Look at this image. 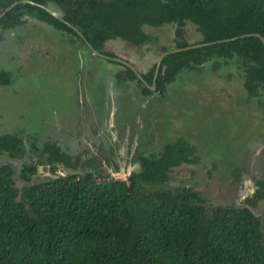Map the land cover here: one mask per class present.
<instances>
[{"label":"trees","instance_id":"trees-1","mask_svg":"<svg viewBox=\"0 0 264 264\" xmlns=\"http://www.w3.org/2000/svg\"><path fill=\"white\" fill-rule=\"evenodd\" d=\"M32 1L0 0V14L16 3L0 16V42L37 21L70 34L104 59L121 56L110 46L118 39L159 55L198 44L164 55L157 78L162 96L185 74L192 80L196 71L203 81L211 77V94L215 85H236L248 98L238 105L258 107L250 117L264 107V0ZM112 61L125 67L118 71L120 78H138L128 64ZM156 66L142 74L149 83ZM11 80V70L0 65V83ZM220 90L225 97L227 92ZM152 92L144 85L146 96ZM30 145L21 133L0 135V157L30 158L17 169L0 164V264H264V210L259 211L264 177L253 176L255 192L241 201L213 202L184 181L171 188L177 166L201 160L190 138L141 154V169L127 178L112 176L96 156L81 162L57 142ZM101 152L106 156L105 148ZM79 164L81 172L76 171ZM42 166L50 176L35 178ZM229 171L243 180L241 166L228 165Z\"/></svg>","mask_w":264,"mask_h":264},{"label":"rangeland","instance_id":"rangeland-1","mask_svg":"<svg viewBox=\"0 0 264 264\" xmlns=\"http://www.w3.org/2000/svg\"><path fill=\"white\" fill-rule=\"evenodd\" d=\"M167 27L170 29V25ZM190 35L192 40L199 38L194 27ZM110 42L114 51L129 59L139 72L148 73L160 57L156 49H135L119 39ZM0 65L12 72L10 84L0 83V135L21 133L29 148L34 141L50 139L63 140L68 150L79 151L74 157L90 151L82 149L80 152L78 145L83 131L88 130L79 114L82 108L87 110L90 100L88 91L80 92L76 87L78 80L75 79L88 74L84 75L83 89L98 86L89 90L90 99L98 103L92 107L93 114L104 119L109 115L105 108L107 101L111 100L118 105V118L122 122L130 108L135 109L129 121L132 127L138 132L148 130L146 141L137 146L143 151L157 149L161 152L165 143L179 137L195 141L201 160L197 164L177 166L172 172L171 188L184 181L197 186L213 202H231L236 197L241 201L255 192L253 176L264 177V107L261 113L250 117L248 114L258 107L256 104H252L254 108L240 107L238 102L248 101V98L236 85L228 88L219 85V89L215 85V94H211L208 86L211 77L203 81L192 71V80H186L190 75L185 74L187 78L178 79L166 96L143 97L135 83L131 82L127 88L118 80V71L125 67L96 57L89 48L73 41L70 34L37 21L21 26L13 39L0 42ZM221 77L225 79L224 75ZM220 89L227 92L226 99ZM68 122L71 123L69 129H63ZM233 164L243 168L242 181L227 172V166ZM48 172L49 168L42 166V174L50 176ZM128 174L125 168L112 176L127 178ZM17 183L23 184L21 180ZM263 210L264 201L259 204V211Z\"/></svg>","mask_w":264,"mask_h":264},{"label":"flooded vegetation","instance_id":"flooded-vegetation-1","mask_svg":"<svg viewBox=\"0 0 264 264\" xmlns=\"http://www.w3.org/2000/svg\"><path fill=\"white\" fill-rule=\"evenodd\" d=\"M96 53H99V51H96ZM100 54V53H99ZM105 57H108L107 59L112 61L115 57L111 55H106ZM119 58L123 60L125 59L121 56ZM115 60V59H114ZM113 62V61H112ZM125 65H127L124 61L121 60ZM133 65V64H132ZM134 66V65H133ZM133 68V67H132ZM136 72L138 73V78H127L128 75H124V78L119 77V81L123 83V85H126L128 88L132 83H135L136 86H138L140 94L144 97L146 94H144V85L149 87L153 92L151 95H161V92L157 90V80H156V88H151L154 83L155 74L153 77V82L149 83L144 77L143 73L145 72H139L136 68H134ZM86 77L88 74H84ZM84 75L81 74L80 78H84ZM141 75V76H140ZM136 81V82H135ZM98 87V86H95ZM93 85H89L88 88L83 89L82 85L78 84V88L80 92H87V96L89 97V104L87 110L85 108H82L79 114L81 117V120H84L86 125H88V130L83 131L82 133V139L78 143L80 144V152H82V149H89L83 151V156L80 155V161L84 162L87 161L88 158H91L93 156H96L97 158H101L103 162L104 168L107 170L108 173H118L124 170L125 168H128V172L130 175L133 171H139L141 169V154H151V153H157L159 152L157 149L154 150H146L143 151L142 148L137 147L138 144H142L144 141H146L148 134L146 133L148 130L145 128L143 129V126H139V129H143L141 132H138L139 130L132 127V123H130V119H133V116L135 114V109H131L128 111V114L130 113V116L127 114L126 118H123L124 121H120L118 118V105H116L114 100L107 101V106L105 107L109 113V115H106V117L103 118H97L93 113L94 109L93 106H97L98 103H93L92 98L90 99L91 95L89 90L95 89ZM87 89V90H86ZM112 112V113H111ZM112 114V115H111ZM54 124V123H53ZM52 124V125H53ZM65 127L63 129H69L71 126V123L68 122V125H64ZM74 137V136H73ZM76 138L74 137V140ZM49 142H57L63 150L68 152L71 156H75L79 151H70L68 150L69 147L66 143H64L63 140H50L45 139ZM75 143V142H74ZM102 148H105L104 153H106V156L102 154L101 150ZM4 158V160H3ZM36 158V157H35ZM109 159V161H108ZM24 160H30V158L27 156H23L21 158H15L12 159L8 155H4L0 157V164L2 163H11L15 166V169L19 168L21 163ZM80 165V164H79ZM86 167V166H85ZM89 168V167H88ZM87 168V169H88ZM76 171L81 172L82 167L77 166ZM19 172V171H18ZM17 172V173H18ZM126 172V171H125ZM48 172V174H50ZM19 174V173H18ZM42 167L39 170V173L36 174L35 178L42 177ZM44 176V175H43ZM256 186V185H255Z\"/></svg>","mask_w":264,"mask_h":264},{"label":"water","instance_id":"water-1","mask_svg":"<svg viewBox=\"0 0 264 264\" xmlns=\"http://www.w3.org/2000/svg\"><path fill=\"white\" fill-rule=\"evenodd\" d=\"M28 1H31V2H33V3H36V2H34V1H32V0H28ZM15 4H16V3H14V4H12L10 7L6 8V10H5L3 13H1L0 16H3V14H4L7 10L11 9ZM44 6H45V5H44ZM45 7H46L47 10H49L50 12H52L55 16H57V17H62V16L60 15L59 12L53 10L51 7H48V6H45ZM262 38H263V40H264V37H262ZM199 45H201V44H199ZM195 46H198V44H197V45H190V46H186V47L175 48V49L168 50V51H165L164 53H162L161 56H160V58H159L158 64H157V69H156V72H155L154 83H153V85H152L151 88H156L155 85H156V80H157L158 73H159L160 64H161L162 59H163V57H164V55H165L166 53H168L169 51H181V50H184V49L193 48V47H195ZM105 56H106V55H105ZM114 59H115V60H118V61H121V60H122V61H124L126 64H128V65H130L131 67L135 68L130 62H128V61H126V60H123V59H121V58H119V57H115ZM140 76H141V75H140Z\"/></svg>","mask_w":264,"mask_h":264},{"label":"crops","instance_id":"crops-1","mask_svg":"<svg viewBox=\"0 0 264 264\" xmlns=\"http://www.w3.org/2000/svg\"><path fill=\"white\" fill-rule=\"evenodd\" d=\"M81 76L79 75V76H77V77H75V79L76 80H78L77 82H78V84H80V85H82V87H83V84H82V82H83V80L85 81L86 79L85 78H80ZM78 85H76V87H77Z\"/></svg>","mask_w":264,"mask_h":264},{"label":"clouds","instance_id":"clouds-1","mask_svg":"<svg viewBox=\"0 0 264 264\" xmlns=\"http://www.w3.org/2000/svg\"><path fill=\"white\" fill-rule=\"evenodd\" d=\"M161 56V55H160ZM160 58V57H159ZM163 60V59H162ZM118 61V60H117ZM128 61V60H127ZM158 61H159V59H158ZM158 61H157V64H158ZM128 62H130V61H128ZM123 63V62H122ZM131 64H133L132 62H130ZM162 63V62H161ZM134 65V64H133ZM161 65V64H160ZM130 66V65H129ZM135 66V65H134ZM156 69H157V66H156ZM159 71H160V68H159ZM155 72H156V70H155ZM159 74V73H158ZM158 78V77H157Z\"/></svg>","mask_w":264,"mask_h":264}]
</instances>
